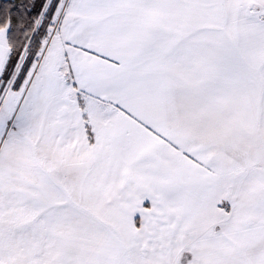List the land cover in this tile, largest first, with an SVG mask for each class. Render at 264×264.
<instances>
[{
    "label": "snow or ice",
    "instance_id": "obj_1",
    "mask_svg": "<svg viewBox=\"0 0 264 264\" xmlns=\"http://www.w3.org/2000/svg\"><path fill=\"white\" fill-rule=\"evenodd\" d=\"M0 264H264V0H0Z\"/></svg>",
    "mask_w": 264,
    "mask_h": 264
}]
</instances>
